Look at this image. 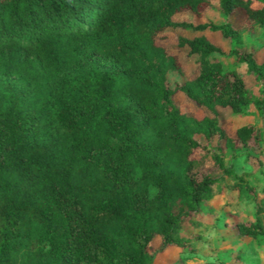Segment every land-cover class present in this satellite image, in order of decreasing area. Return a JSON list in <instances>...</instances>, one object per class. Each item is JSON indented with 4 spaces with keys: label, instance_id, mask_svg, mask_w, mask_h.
<instances>
[{
    "label": "trees",
    "instance_id": "trees-1",
    "mask_svg": "<svg viewBox=\"0 0 264 264\" xmlns=\"http://www.w3.org/2000/svg\"><path fill=\"white\" fill-rule=\"evenodd\" d=\"M211 1L225 21L175 19ZM254 28L264 31V0H0V264H185L182 225L211 210L224 177L255 206L252 217L224 212L215 228L249 240L229 264H253L245 251L264 246V206L219 142L254 147L261 129L243 122L231 136L215 113L251 102L262 113L264 96H249L202 32L227 39L225 54L264 87V61L237 46ZM193 54L187 75L182 57ZM168 70L184 78L170 86ZM176 92L203 115L181 111ZM207 159L218 174L202 169ZM170 248L178 259L156 262Z\"/></svg>",
    "mask_w": 264,
    "mask_h": 264
},
{
    "label": "rangeland",
    "instance_id": "rangeland-1",
    "mask_svg": "<svg viewBox=\"0 0 264 264\" xmlns=\"http://www.w3.org/2000/svg\"><path fill=\"white\" fill-rule=\"evenodd\" d=\"M254 4H257L256 1H254ZM241 18V13H236V21H240ZM175 19L192 22L211 20L217 24L225 21V17L220 14L216 3L213 1L206 5L202 14L195 11H181L175 15ZM171 33L174 35L177 33L189 34V32L179 27H174ZM202 33L208 35L220 49H222V52L213 53V55L217 56L221 61L222 67L226 69H236L237 72L242 75L249 96L252 99L263 97L264 87L262 83L246 72L242 62H237L232 55L225 54L228 47L227 39L210 29H205ZM164 41L165 40H162L160 42L164 43ZM237 46L242 51L256 50L257 58L264 61V31L261 29L254 28L244 31L241 43ZM195 58L196 56L194 54L182 57L185 74L188 75L191 73ZM183 78L184 74L179 71L168 70L166 72V79L170 86H174L175 83L181 81ZM174 100L178 103L181 111H190L197 118L203 115L202 109L196 107L191 101L187 100L182 93L176 92ZM215 116L218 123L222 125L231 136H234V128L243 122H252L261 129V142L254 147H251L254 145L252 140H248L246 143H236L237 149L235 152L228 149L222 141L219 142V145L222 150L223 162L226 165H232L237 173L242 171H247L249 173L246 177L247 182L255 188L257 192V201L264 206V198L262 196L264 192V110L262 113L257 112L252 102L248 104L244 112H231L227 107L216 106ZM194 138L200 144H207L208 147H211L213 143V141L207 142L205 137L201 134L194 135ZM259 148L262 150L260 156L257 153ZM257 158H261V165H258ZM202 169L207 172H212L213 174L219 173L212 165L210 159L205 160ZM230 182L231 180L228 177H224L221 181L224 187L223 191L215 193V195L205 203L206 206L211 207V210H206L204 208V211L200 213L193 222H185L182 225L180 234L184 237H188L189 242L193 246L192 249L182 253L186 258L185 264H229L230 259L227 258L233 255L236 247L239 245L247 246L249 240L244 235H241L233 242L225 241L219 238L221 229L217 230L215 228L220 217L226 211H229L231 214H239L238 217H240V215H246L248 217L253 216L254 202L250 198L238 196L231 192L228 186ZM214 189H216V187H214ZM157 243L158 240H154L152 242L153 247H155ZM245 255L253 264H264V246L247 247ZM178 257L179 254L174 251V249L170 248L157 253L155 260L159 263H169L177 260Z\"/></svg>",
    "mask_w": 264,
    "mask_h": 264
}]
</instances>
